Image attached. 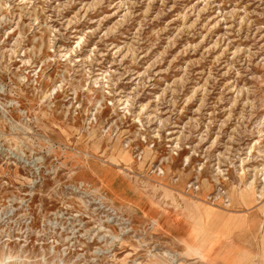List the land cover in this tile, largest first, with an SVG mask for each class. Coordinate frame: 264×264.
Instances as JSON below:
<instances>
[{
	"label": "rangeland",
	"instance_id": "obj_1",
	"mask_svg": "<svg viewBox=\"0 0 264 264\" xmlns=\"http://www.w3.org/2000/svg\"><path fill=\"white\" fill-rule=\"evenodd\" d=\"M263 220L264 0H0V264H264Z\"/></svg>",
	"mask_w": 264,
	"mask_h": 264
},
{
	"label": "bare ground",
	"instance_id": "obj_2",
	"mask_svg": "<svg viewBox=\"0 0 264 264\" xmlns=\"http://www.w3.org/2000/svg\"><path fill=\"white\" fill-rule=\"evenodd\" d=\"M264 221V220H263ZM263 226H264V224H263V222H262V224H261V228H263ZM185 236H187V235H185ZM264 243V242H263ZM258 255V254H257ZM201 257V256H200ZM226 258H227V256H226ZM225 258V259H226ZM259 258V257H258ZM262 260V259H261ZM259 261V262H257L256 264H262V261ZM258 261V260H257ZM221 264H239V263H237L234 259H232V258H230V257H228L227 258V260H225V261H222V263Z\"/></svg>",
	"mask_w": 264,
	"mask_h": 264
}]
</instances>
